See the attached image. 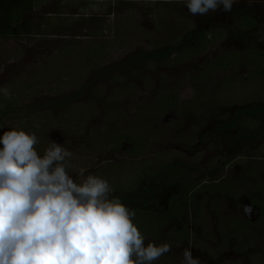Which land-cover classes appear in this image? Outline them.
<instances>
[{"label": "rangeland", "instance_id": "374dc122", "mask_svg": "<svg viewBox=\"0 0 264 264\" xmlns=\"http://www.w3.org/2000/svg\"><path fill=\"white\" fill-rule=\"evenodd\" d=\"M38 1L33 15L40 33L0 36V88L11 92L10 99L0 95L11 104L9 114L0 113L3 132L35 133L41 156L51 142L63 145L73 153L66 171L78 183L83 167L85 176L107 180L113 193L151 191L141 199L155 213L167 212L179 191L160 176L162 166L183 167L188 181L199 185L219 184L216 193L200 192L202 210L187 212L189 238L178 241L180 221L159 241L145 236V244L172 248L153 264H181L189 246L203 264H264V222L238 239L227 228L240 230L260 217L250 200L264 188V134L219 131L264 102V81L246 63L264 51V0L251 6L239 0L231 12L218 8L207 15H191L186 0ZM244 14L256 21L253 30L240 27ZM215 30L222 39L197 58L134 62L170 49L173 60L193 33ZM223 57L235 64L204 74ZM131 133L147 138L140 157L127 155V141L123 149L113 144V135Z\"/></svg>", "mask_w": 264, "mask_h": 264}, {"label": "clouds", "instance_id": "9594fccd", "mask_svg": "<svg viewBox=\"0 0 264 264\" xmlns=\"http://www.w3.org/2000/svg\"><path fill=\"white\" fill-rule=\"evenodd\" d=\"M238 2L186 0V7L191 15L228 13ZM0 95L10 99V89ZM38 142L16 128L0 137V264H153L172 251L168 243L145 244L135 211L111 195L107 180L82 167L76 182L66 171L73 153L53 141L41 156ZM182 257L181 264H203L191 246Z\"/></svg>", "mask_w": 264, "mask_h": 264}, {"label": "trees", "instance_id": "16d2710c", "mask_svg": "<svg viewBox=\"0 0 264 264\" xmlns=\"http://www.w3.org/2000/svg\"><path fill=\"white\" fill-rule=\"evenodd\" d=\"M39 3L38 0H0V36H9V37H24L37 35L40 31L36 30L35 26V17L33 12ZM240 27L244 30H253L256 27V21L249 15H243L240 20ZM192 40L190 45H186L185 52L177 54L176 57L172 60L170 57L173 54V51L170 50H161L156 52H151L150 54H143V57L136 58L134 62L148 60V63L152 64H161V63H170L175 64L181 63L186 58H197L204 55L208 50L209 46L220 39H222L221 31H200L192 34ZM247 64H252L255 66L254 71L252 72L256 77H259L264 81V51L255 52L252 56L247 59ZM232 64L231 59L225 57L219 59L217 64L213 65L210 69L212 73L214 68H224L229 69ZM209 74V75H210ZM253 75V77H254ZM175 100H172V106L178 111H182V114L187 113L186 109H183L177 104ZM0 105H3V108H0V113L7 115L10 113L11 104H7L5 99H0ZM148 112V111H147ZM149 115V113L147 114ZM2 118V117H1ZM1 125V124H0ZM240 127V128H239ZM242 128V129H241ZM2 126H0V137L3 135ZM241 129V130H240ZM264 102H261L260 105L255 106L249 114L245 111H241L239 119L229 121L220 127V132H234L238 131L240 136H245L246 132L252 131L254 134H264ZM135 132V131H133ZM113 144L119 149H123L122 142L127 141L129 147L125 150L127 155L132 157H140L145 151V144H147V138L144 135L139 133L126 134L124 136H112ZM3 145L0 144V148ZM261 170V169H260ZM260 173H263L261 170ZM257 173L255 172V175ZM188 172L179 165L168 164L162 166L160 169V176L170 178L173 183L178 186V194L173 199L170 204V207L165 213H155L151 211L145 204L144 199L149 198L148 195H153L150 193L142 194L137 190L131 193H112L111 195L119 197L121 202L126 205L129 209L135 211L136 215L133 222L137 225L138 230L146 237L152 238L154 241H159L161 234L165 232V229L172 226L177 222H184L182 226L177 230L179 235L178 241L182 239H187L190 237L189 224L184 220L189 212L192 209L202 210V204L199 201L200 192H211L216 193L217 190L221 187L218 185H209V184H196L188 181ZM149 174L145 175L144 180L148 178ZM143 183H140V185ZM199 185V186H198ZM139 185L137 184L136 187ZM135 187V188H136ZM257 193V194H256ZM254 195L253 204L256 205L260 211V217L256 223L250 224L251 222L247 220L245 223L240 225V230L235 229L236 226L227 227L230 228L229 236L230 238L238 239L241 237L242 232L248 229V226L252 227V230L260 226L264 222V188H259ZM155 194V193H154ZM228 194V193H227ZM142 195V196H141ZM145 195V196H143ZM247 234V233H245ZM244 234V235H245ZM227 235V237H229ZM229 240V238H227ZM246 246H251L246 243ZM245 245L242 249L247 248ZM248 249V248H247Z\"/></svg>", "mask_w": 264, "mask_h": 264}, {"label": "flooded vegetation", "instance_id": "af4514ba", "mask_svg": "<svg viewBox=\"0 0 264 264\" xmlns=\"http://www.w3.org/2000/svg\"><path fill=\"white\" fill-rule=\"evenodd\" d=\"M252 201H253V199L250 200L251 209L255 210V212H258V214L260 216V211H259L258 207L256 205H254Z\"/></svg>", "mask_w": 264, "mask_h": 264}]
</instances>
